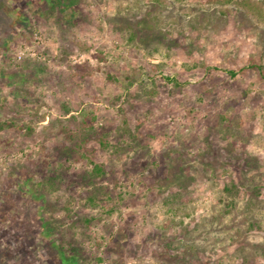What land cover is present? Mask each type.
I'll return each mask as SVG.
<instances>
[{"label":"rangeland","instance_id":"374dc122","mask_svg":"<svg viewBox=\"0 0 264 264\" xmlns=\"http://www.w3.org/2000/svg\"><path fill=\"white\" fill-rule=\"evenodd\" d=\"M77 1L71 16L47 0H0V264H66L52 242L76 247L79 264H170L181 248L182 264H240L235 249L249 253L264 231L241 233L238 212L212 215L244 170L264 186V0L192 31L173 27L176 45L155 55L115 28L117 0ZM80 65L90 72L74 77ZM110 93L123 97L105 107ZM65 101L97 107L111 145L124 121L141 139L126 153L97 148L108 169L98 186L111 195L97 205L82 177L92 165L58 157V127L41 132ZM178 175L182 188L170 183ZM173 204L182 224L164 228Z\"/></svg>","mask_w":264,"mask_h":264},{"label":"trees","instance_id":"16d2710c","mask_svg":"<svg viewBox=\"0 0 264 264\" xmlns=\"http://www.w3.org/2000/svg\"><path fill=\"white\" fill-rule=\"evenodd\" d=\"M42 3L44 0H37ZM48 4L44 8H51L53 12L54 8H57L61 14L73 15L76 9V0H47ZM79 2V0L77 1ZM117 8L112 16V23L115 28L120 32L124 33L126 41L131 46H137L143 48L148 55H155L161 52L163 49L170 50L171 47L176 45V40L168 32L173 31V27H178L181 32L185 30H195L198 28L202 21L213 20L216 16H222L227 13H235L238 9H247L253 1L252 0H117ZM208 17L210 19H208ZM79 70L74 74V77H84L90 71L85 65H80ZM41 70L43 67L41 66ZM235 73V72H234ZM110 79H113V75L107 73ZM127 83L126 89L130 90L133 85V79L130 75H125ZM168 81H171L175 86L181 87V82L175 78L166 76ZM10 87V84H8ZM123 96L111 93L104 98L105 107L110 105H117L118 101ZM104 105V104H103ZM61 113L59 118L50 120L47 125L42 126L41 132L47 131L53 126L58 127V134L62 133L64 139L62 145L55 146V150L58 151V157L74 158L76 160L87 159L92 165L90 169H86L83 172V179L87 185L90 186L91 195L89 196V203L97 205L99 201L111 197L108 193H104L102 188L98 186L99 180L105 177L108 173L107 165L104 162H96L94 155L97 148L107 150L112 149L115 153H126L128 148H132L130 142L131 139L135 141V144L139 145L140 136L132 135V131L128 128V124L124 121L122 126L117 128V138L119 143L112 144L110 141L111 131L113 129L111 125L98 126L96 122L99 119L97 107L92 103L81 102V105L74 108L69 102L65 101L61 105ZM102 107V106H101ZM4 111H8L7 107L0 104V114ZM2 117V116H0ZM1 119V118H0ZM10 127L16 128L17 130H23L25 124L8 122ZM26 126L28 130L33 131V127ZM72 125V126H70ZM4 123L0 122V129L4 128ZM138 134V133H137ZM47 135V134H46ZM135 136V137H134ZM135 139V140H134ZM64 166V163H62ZM243 175H240L239 180L228 181L223 187V208L219 210L218 214H213V218L218 219L219 215H229L233 213H241L243 219L247 223V227L241 232L248 234L254 230L264 231L263 228V216H264V197L263 191L264 186L260 185V177L251 173L249 170H244ZM177 180H170L171 184L178 183V187L182 188L184 183L179 182L185 179L178 175ZM244 192L243 198L242 193ZM178 201L183 194L177 192L174 194ZM173 209V216L168 218L162 227H168L169 222L177 225H181L182 221L177 219V215L180 212L179 205L170 206ZM260 217V215H262ZM88 222L89 218H86ZM164 227V228H165ZM50 236V234H48ZM56 245L58 252L63 256L66 264H79L78 254L79 250L76 247H72L69 250L57 242H52ZM248 243V242H246ZM166 245L171 244L169 242ZM251 247L254 249L249 253H246L241 246L236 248L234 255L240 260V264H254V260L257 257L264 259V238L257 242L251 243ZM170 246H165L169 249ZM189 250L188 248H186ZM160 249L155 250V254ZM190 251H194L190 246ZM181 254H186L185 249L181 248ZM180 253H169L168 260L170 264H182L187 259L180 255ZM157 255V254H156Z\"/></svg>","mask_w":264,"mask_h":264}]
</instances>
